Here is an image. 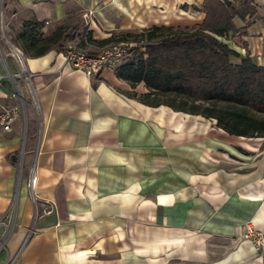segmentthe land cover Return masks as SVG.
<instances>
[{
    "label": "crops",
    "instance_id": "crops-1",
    "mask_svg": "<svg viewBox=\"0 0 264 264\" xmlns=\"http://www.w3.org/2000/svg\"><path fill=\"white\" fill-rule=\"evenodd\" d=\"M16 1L39 22L85 21L94 42L191 32L205 17L203 0ZM252 4L256 14L234 18L237 32L220 40L234 65L248 55L264 67V0ZM25 64L39 112L0 132V264H264L239 238L249 223L264 231V137L145 105L133 96L148 93L143 83L86 78L63 52ZM7 91L3 81L0 109L17 105Z\"/></svg>",
    "mask_w": 264,
    "mask_h": 264
},
{
    "label": "trees",
    "instance_id": "trees-1",
    "mask_svg": "<svg viewBox=\"0 0 264 264\" xmlns=\"http://www.w3.org/2000/svg\"><path fill=\"white\" fill-rule=\"evenodd\" d=\"M182 7L188 9L186 5ZM202 12L205 17L199 28L148 43L136 61L124 62L115 74L132 88L144 84L148 93L133 96L145 105H164L174 111L215 119L217 126L230 135L264 137V119L248 114V110L264 114V67L256 66L248 55L234 65L230 60L234 52L220 40L237 32L234 18L245 21L256 14V8L252 0H203ZM43 28L44 22L32 19L23 22L15 34L13 41L26 57L38 58L51 50L65 51L61 33L46 36ZM167 29L153 27L148 34ZM240 33L245 34V30ZM163 96L172 99L164 102L160 99ZM213 103L237 109L215 114L211 106H200Z\"/></svg>",
    "mask_w": 264,
    "mask_h": 264
},
{
    "label": "built area",
    "instance_id": "built-area-1",
    "mask_svg": "<svg viewBox=\"0 0 264 264\" xmlns=\"http://www.w3.org/2000/svg\"><path fill=\"white\" fill-rule=\"evenodd\" d=\"M4 18V10L3 12L0 10V65L3 69V72H0V86L3 81H8L11 85V91L5 92L4 97L9 94L17 99L16 106L0 109V132H9L12 121L19 116L23 117L27 108L38 113L39 103L32 85L35 74L27 70L26 55L23 51L7 37L4 31ZM135 45L132 42H116L103 47L95 55H89L82 49L67 44L63 53L65 61L74 71L80 72L86 78H100L105 72H115L118 61L127 56V49H132ZM8 60L17 68V74H12L9 70ZM21 85L27 95L25 98L21 93ZM30 188H33L31 181ZM253 235L252 228L246 226L242 240L249 242ZM255 244V252L264 251L263 234H258Z\"/></svg>",
    "mask_w": 264,
    "mask_h": 264
},
{
    "label": "rangeland",
    "instance_id": "rangeland-1",
    "mask_svg": "<svg viewBox=\"0 0 264 264\" xmlns=\"http://www.w3.org/2000/svg\"><path fill=\"white\" fill-rule=\"evenodd\" d=\"M4 9V26H5V33L7 37L14 42V37L17 32L20 31L22 23L28 20L35 19L32 13L30 11L22 8L17 4L16 0H0V10L3 12ZM36 20V19H35ZM37 21V20H36ZM39 22V21H38ZM90 25H88L83 20H70L65 19L61 22L55 23V24H48L44 22V28L43 33L46 36L53 35L56 32L61 33V39L60 42L62 45L71 44L79 49H82L85 52H89L90 50H95L96 52H99L103 47L119 42V39H123L124 42H132L135 45L132 49H127L128 54L127 56L123 57L121 60L118 61L117 67L123 64L124 62L128 60H134L136 61L139 57L140 52H143V47L147 45L148 43L155 42L159 40L162 37H165L167 35H171L173 33H186L189 32L191 29H184V30H178L174 28H169L167 30H162L160 32L156 33H150L153 34V36H150L148 34V31L143 32H126L121 33L118 36L112 37L111 41L108 42H102V41H92L91 38V31H90ZM133 40H137L136 42ZM126 51V52H127ZM137 87V85L135 86ZM162 101L166 102L172 99V97L163 96L160 98ZM200 106H211L214 109L215 114L217 111L221 110H235L237 108L222 104V103H213V104H205ZM248 114L255 118V119H264V114H258L256 112H253L251 110H248ZM246 226H250L252 228V231L254 233L253 236L250 237L249 243L251 244V247L253 250L256 247L255 241L257 239L258 234H263L264 231L259 230L253 226V224L249 223L245 225V228L243 230V233L239 237L240 239H243V234L246 230ZM255 251V250H254ZM257 255H262L264 251L255 252Z\"/></svg>",
    "mask_w": 264,
    "mask_h": 264
},
{
    "label": "bare ground",
    "instance_id": "bare-ground-1",
    "mask_svg": "<svg viewBox=\"0 0 264 264\" xmlns=\"http://www.w3.org/2000/svg\"><path fill=\"white\" fill-rule=\"evenodd\" d=\"M31 182H32V184H33V186H34V183H35V182H34V178L31 179Z\"/></svg>",
    "mask_w": 264,
    "mask_h": 264
}]
</instances>
